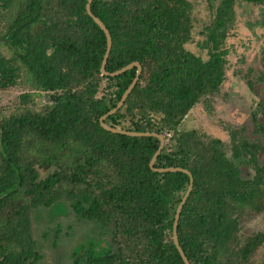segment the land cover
Here are the masks:
<instances>
[{
  "label": "trees",
  "instance_id": "16d2710c",
  "mask_svg": "<svg viewBox=\"0 0 264 264\" xmlns=\"http://www.w3.org/2000/svg\"><path fill=\"white\" fill-rule=\"evenodd\" d=\"M87 1L0 0V87L16 85L25 73L31 89L46 95L40 109L25 104L0 119V264L38 263L34 211L61 201H69L77 216L110 226L109 249L87 254L80 264H185L173 224L189 175L151 169L158 137L101 126L137 68L102 74L107 38ZM235 4L219 1L204 28L209 58L203 59L185 47L192 36L190 0L92 3L113 38L107 70L134 61L143 67L106 123L163 134L156 166L184 167L194 176L178 227L191 264H252L264 246V231L241 234L242 221L264 211V142L233 131V160L221 138L180 129L226 78ZM33 95L22 98L29 102Z\"/></svg>",
  "mask_w": 264,
  "mask_h": 264
},
{
  "label": "rangeland",
  "instance_id": "374dc122",
  "mask_svg": "<svg viewBox=\"0 0 264 264\" xmlns=\"http://www.w3.org/2000/svg\"><path fill=\"white\" fill-rule=\"evenodd\" d=\"M219 1L211 5L210 0H190L192 36L185 47L203 59L209 58L208 48L203 46L204 28L212 22ZM225 47L228 60L223 84L187 114L180 129L221 138L233 159V131L250 141H264L260 128L264 125V5L236 0L235 22ZM26 92L36 95L25 102L22 94ZM45 103L46 95L31 89L25 73L16 85L0 87V119L25 104L40 109ZM260 160L264 165V153ZM249 170L255 173L251 165ZM33 216V233L42 254L37 264H80L87 254L109 249L110 226L77 216L69 201L36 209ZM262 230L264 211L252 212L241 223L243 237ZM252 264H264V246L257 250Z\"/></svg>",
  "mask_w": 264,
  "mask_h": 264
},
{
  "label": "water",
  "instance_id": "95a60500",
  "mask_svg": "<svg viewBox=\"0 0 264 264\" xmlns=\"http://www.w3.org/2000/svg\"><path fill=\"white\" fill-rule=\"evenodd\" d=\"M93 1L94 0H88L87 1V5H86L87 12L94 19V21L101 27V29L105 32L106 38H107V48H106V52H105V55H104V58L102 61V65H101L102 74L107 75V76H117V75H120V74H122L128 70H131L133 68H137L135 78L133 79L131 84L128 86V88L125 90V92L123 93V95H122L121 99L119 100V102L117 103V105L114 108L110 109L108 112H106L103 116H101L100 124L103 128H105L106 130L113 132V133H119V134L128 135V136H135V137H141V136L158 137L160 139V146L150 161L151 169L154 170L155 172H160V173L184 172V173L189 175L190 181H189L188 188H187L184 196L182 197V199H181V201L177 207L175 218H174L173 240H174V243H175L178 251L180 252L185 264H191L188 256L186 255L184 249L182 248V246L180 244L179 236H178V227H179L180 217H181V213L183 211L184 205L186 204L187 200L189 199V197L192 193V190L194 188V176L189 169L184 168V167H175V166L158 167V166H156L157 159H158L160 153L162 152V150L166 144V138L163 134H159L156 132H150V131L126 130V129L115 127V126H112V125H109L106 123L107 118L109 116L115 114L125 104L126 100L128 99L129 95L131 94V92L133 91V89L135 88L136 84L138 83V81L140 79V76H141L142 71H143V67L139 61H134V62L126 65L125 67H123L119 70H116L113 72H110L107 70L106 67H107L108 59L110 57L112 47H113V38H112L111 32L108 29V27L106 26V24L93 13V11H92Z\"/></svg>",
  "mask_w": 264,
  "mask_h": 264
},
{
  "label": "flooded vegetation",
  "instance_id": "af4514ba",
  "mask_svg": "<svg viewBox=\"0 0 264 264\" xmlns=\"http://www.w3.org/2000/svg\"><path fill=\"white\" fill-rule=\"evenodd\" d=\"M263 110H264V105H263ZM256 117H257V115H256ZM263 122H264V119H263ZM264 126V125H263ZM205 134V133H204ZM217 138H219V137H217ZM246 139H248L247 137H246ZM249 140V139H248ZM264 142V141H263ZM263 231V230H262ZM259 232V231H258ZM263 247V246H262ZM253 259V258H252Z\"/></svg>",
  "mask_w": 264,
  "mask_h": 264
}]
</instances>
